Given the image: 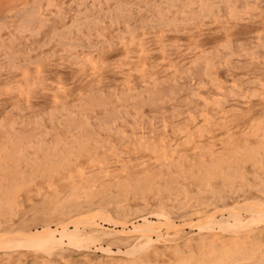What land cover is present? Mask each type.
<instances>
[{
    "label": "rangeland",
    "instance_id": "374dc122",
    "mask_svg": "<svg viewBox=\"0 0 264 264\" xmlns=\"http://www.w3.org/2000/svg\"><path fill=\"white\" fill-rule=\"evenodd\" d=\"M23 4L36 7L35 18L18 30L13 15ZM0 38V147L8 145L11 158L24 150L27 160L32 143H43L42 159L60 142L67 153L96 143L108 157L92 166L80 156L86 182L97 184L69 206L106 208V215L119 212L146 228L142 212L130 209L143 208L133 199L158 176L163 192L147 193L146 208H164L176 223V212L198 221L215 206L231 211L218 215L229 222L239 215L264 220L263 211H246L241 201L264 204V0H0ZM153 151H166L171 165ZM12 222L0 228L14 232L17 218ZM67 242L63 256L87 264ZM2 249L0 264H17L18 255ZM27 254L29 262L43 257Z\"/></svg>",
    "mask_w": 264,
    "mask_h": 264
},
{
    "label": "bare ground",
    "instance_id": "6f19581e",
    "mask_svg": "<svg viewBox=\"0 0 264 264\" xmlns=\"http://www.w3.org/2000/svg\"><path fill=\"white\" fill-rule=\"evenodd\" d=\"M35 11L36 7L28 4H23L15 11L13 21L16 20L19 25H17L18 30H22L33 21ZM6 19V17L1 18V26L8 25L9 21ZM40 20L42 19L40 18ZM73 55L77 58L75 53ZM89 62L92 60L89 59ZM137 65L140 67L138 70L142 71L141 62H138ZM28 75V72H23L24 83L28 81ZM19 86L22 85L17 84L15 87H18L20 92L28 91V88L24 90L23 86L21 88ZM3 125L1 123V127ZM59 144L53 145L50 157L42 159L37 154L39 150H44L43 143H32L30 147L34 157L27 160L28 154L24 150L17 151L11 158L9 155L11 150L8 145L0 147V210L5 211L3 217L8 219L5 224H10V228L14 224L10 222L14 218L18 220L14 232L8 228H0V248L10 251L9 257L17 254V264H77L69 257L63 256L65 238L68 241L66 244L68 250L80 252L88 262L87 264H98L100 260L105 262L103 264H264V220H261L259 214L260 217L247 216L246 219L241 218L240 215L234 216L233 222H229L226 221L228 219L225 216V218L223 216L218 218V215L231 211L215 206L214 213H206V215L200 216L198 221H192V215L191 217L189 214L182 216L176 212L177 218H180V221L176 223L164 208H157L154 211L146 208L149 204L148 197L151 196L155 188L159 193L163 192L160 189L158 176L152 181L151 188L133 199L143 205V208H140L141 206L135 209H130L128 206L123 208V210L130 209L131 213L142 212V218H140L146 222V228L131 222L127 215L123 216L119 212H116V215H106V208L99 210L90 204L69 206L70 202L79 199L89 190L90 186L97 184L86 182L90 175L86 177L80 156L88 158L87 160L92 166L103 159L108 161V157L105 155L102 159L100 152L103 149L99 147L100 144L95 143V147L92 148L73 147L68 153L61 147L62 143ZM37 145L38 150L35 147ZM111 146L117 147L115 144H111ZM14 150L12 151L14 152ZM114 152L113 150L107 151V153ZM153 152L159 162L165 163V168L171 165V160L165 156L166 151ZM23 156L25 157L23 158ZM60 156H65L67 161L64 160L63 164H57ZM117 158L120 161L121 157ZM162 165L164 166V164ZM159 169H163L162 166ZM100 171L106 172V174L110 172L108 168L104 169L102 164ZM149 172L152 175L150 170ZM170 190L173 191L172 188ZM172 191L169 193H173ZM185 191L189 196L188 187L185 188ZM147 193H149L148 197ZM31 194L40 200V204L36 199L30 197ZM242 200L246 205L244 210L251 213L254 211L264 212V204L257 205L256 203L255 205L254 200L247 198H242ZM222 202L224 203V200ZM120 209L117 208L119 211ZM237 209L238 207L231 208L233 212H238ZM184 211L188 213L187 208ZM151 216L157 218V223L149 220ZM106 224L120 226L121 229L115 230ZM4 225L0 223V227H4ZM186 227L189 230H185ZM2 230L6 232L2 234ZM133 231H138L140 235L145 236L142 238L144 240L136 241L125 235ZM116 232L122 233L124 236L118 239L112 238ZM183 241L184 243H182ZM112 245H116V251H113ZM52 248L58 249L59 253L57 255L55 253L56 256L51 255ZM98 250L103 251L104 256H96L91 259V253ZM28 252H34L37 255L41 253L43 257L29 262Z\"/></svg>",
    "mask_w": 264,
    "mask_h": 264
}]
</instances>
